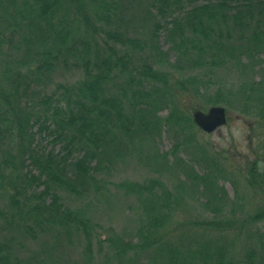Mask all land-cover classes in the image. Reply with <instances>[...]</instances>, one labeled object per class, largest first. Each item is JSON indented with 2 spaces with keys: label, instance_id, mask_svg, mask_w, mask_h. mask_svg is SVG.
I'll use <instances>...</instances> for the list:
<instances>
[{
  "label": "trees",
  "instance_id": "16d2710c",
  "mask_svg": "<svg viewBox=\"0 0 264 264\" xmlns=\"http://www.w3.org/2000/svg\"><path fill=\"white\" fill-rule=\"evenodd\" d=\"M193 101L264 130V0H0V264H264V150L236 174Z\"/></svg>",
  "mask_w": 264,
  "mask_h": 264
},
{
  "label": "rangeland",
  "instance_id": "374dc122",
  "mask_svg": "<svg viewBox=\"0 0 264 264\" xmlns=\"http://www.w3.org/2000/svg\"><path fill=\"white\" fill-rule=\"evenodd\" d=\"M166 47V46H164ZM164 49V48H163ZM172 60V58H171ZM63 70L58 71V75L62 73ZM67 73V72H64ZM63 73V74H64ZM63 77V76H62ZM234 78L236 76H233ZM199 103L198 101H193L191 105L187 106L189 108V112L192 113L193 110L198 109L196 104ZM212 106L209 105L206 108H200V110L206 112L208 108ZM223 106V105H221ZM166 111L163 110L160 112V115L165 116ZM227 122L217 130L206 133L197 126L194 127V130L196 131V137L200 139L203 143H207L210 147L221 150L223 149L225 151V155H227L229 164L231 166V169L234 170L235 173H241L243 174V169H245V166L255 157L260 156L261 151L264 150V130H258L252 128L251 121L248 117H244L243 115H240L234 112H227ZM251 125V126H250ZM174 143L173 137L169 136L166 131H163L161 136L156 138V147L160 152L164 151H170L172 149V145ZM151 146H146L143 148V151H151ZM261 149V150H260ZM144 153V152H143ZM181 155L185 159H189L188 152L181 151ZM170 158H172L171 155H169ZM195 168L201 172V166L198 164H194ZM116 177L120 179H130V180H137L142 181L146 179L147 177L153 175L152 172L149 171L146 166L142 165V162L139 161V159L136 156L126 157L124 162L117 167L116 170ZM169 176L165 175L166 183L168 185H172L174 183V177L171 178V181L169 182ZM239 184H240V192L244 195V198L246 199L247 209L254 210L255 207V201L250 200V198H253L254 200L257 199L256 195L250 191L247 187L244 186V180L242 178H238ZM220 184H223L225 187L228 196L233 197L234 190L231 185V183L227 180H220ZM192 203L193 210H191V213L196 214L200 210L199 206L195 204V202ZM128 204V201L123 200H116L115 205H113L114 212L111 214L110 218H105L104 213L101 214L98 217V220H104V223L107 224L109 222H113V225L115 227H126L129 225L128 219H133L135 216L134 214L127 212L126 205ZM185 218V217H182ZM180 218V219H182ZM258 226L264 230V221H260L258 223ZM52 243L51 238H44L42 243H37V246L40 247L42 245L49 246ZM35 247L33 249L38 250L39 248ZM78 247H74L71 250V264H81L80 263V256L77 254ZM79 252V251H78ZM70 251L68 249L59 250L57 252V255L63 256L65 254H69ZM99 261L102 260V258H98ZM63 260V259H61ZM103 261V260H102ZM101 261V262H102ZM95 262V264H97Z\"/></svg>",
  "mask_w": 264,
  "mask_h": 264
},
{
  "label": "water",
  "instance_id": "95a60500",
  "mask_svg": "<svg viewBox=\"0 0 264 264\" xmlns=\"http://www.w3.org/2000/svg\"><path fill=\"white\" fill-rule=\"evenodd\" d=\"M192 119L201 130L210 133L226 123V110L221 105H212L206 112L196 109L192 112Z\"/></svg>",
  "mask_w": 264,
  "mask_h": 264
}]
</instances>
